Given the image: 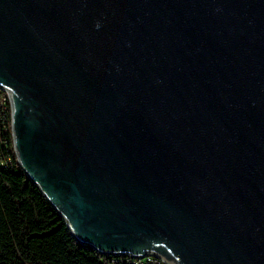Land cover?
<instances>
[{"label": "water", "instance_id": "obj_1", "mask_svg": "<svg viewBox=\"0 0 264 264\" xmlns=\"http://www.w3.org/2000/svg\"><path fill=\"white\" fill-rule=\"evenodd\" d=\"M0 88L81 244L264 264V0H0Z\"/></svg>", "mask_w": 264, "mask_h": 264}, {"label": "trees", "instance_id": "obj_2", "mask_svg": "<svg viewBox=\"0 0 264 264\" xmlns=\"http://www.w3.org/2000/svg\"><path fill=\"white\" fill-rule=\"evenodd\" d=\"M112 258L70 234L18 165L9 125L4 131L0 124V264H111Z\"/></svg>", "mask_w": 264, "mask_h": 264}, {"label": "built area", "instance_id": "obj_3", "mask_svg": "<svg viewBox=\"0 0 264 264\" xmlns=\"http://www.w3.org/2000/svg\"><path fill=\"white\" fill-rule=\"evenodd\" d=\"M0 124L2 130H6L7 126L10 127V133L12 138V145H13V134H12V126H11V106H10V100L7 91L0 88ZM8 117H10V120H8ZM8 123V124H7ZM13 152H14V146H13ZM15 155V152H14ZM16 157V155H15ZM8 163H10V158H6L5 161H3V166H6ZM113 256L111 264H167L164 263L159 257H156L154 255H146L143 257H135L131 255H109Z\"/></svg>", "mask_w": 264, "mask_h": 264}]
</instances>
